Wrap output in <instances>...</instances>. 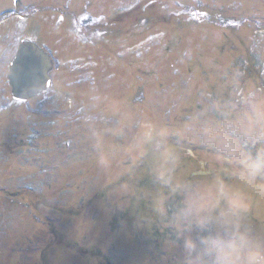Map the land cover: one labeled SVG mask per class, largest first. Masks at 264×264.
I'll return each mask as SVG.
<instances>
[{
    "label": "rangeland",
    "instance_id": "obj_1",
    "mask_svg": "<svg viewBox=\"0 0 264 264\" xmlns=\"http://www.w3.org/2000/svg\"><path fill=\"white\" fill-rule=\"evenodd\" d=\"M25 41L54 68L21 101ZM262 112L264 0H0V264H188L173 222L217 182L264 248Z\"/></svg>",
    "mask_w": 264,
    "mask_h": 264
},
{
    "label": "clouds",
    "instance_id": "obj_2",
    "mask_svg": "<svg viewBox=\"0 0 264 264\" xmlns=\"http://www.w3.org/2000/svg\"><path fill=\"white\" fill-rule=\"evenodd\" d=\"M259 118L264 120V112ZM183 204L173 223L178 237L184 238L188 264H264V248L241 231L246 216L242 193L219 182L210 183L192 191ZM213 223L221 226L223 234L198 239L186 235L193 224L204 231Z\"/></svg>",
    "mask_w": 264,
    "mask_h": 264
},
{
    "label": "water",
    "instance_id": "obj_3",
    "mask_svg": "<svg viewBox=\"0 0 264 264\" xmlns=\"http://www.w3.org/2000/svg\"><path fill=\"white\" fill-rule=\"evenodd\" d=\"M53 68L50 55L39 45L23 42L9 66L8 81L13 97L27 101L51 88Z\"/></svg>",
    "mask_w": 264,
    "mask_h": 264
},
{
    "label": "trees",
    "instance_id": "obj_4",
    "mask_svg": "<svg viewBox=\"0 0 264 264\" xmlns=\"http://www.w3.org/2000/svg\"><path fill=\"white\" fill-rule=\"evenodd\" d=\"M179 199H177L176 201H174L173 203H172V205H170V209H172V211H170V213L172 214V213H174V212H176L177 211V206H176V204H177V201H178ZM177 207V208H176Z\"/></svg>",
    "mask_w": 264,
    "mask_h": 264
}]
</instances>
